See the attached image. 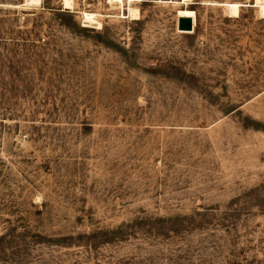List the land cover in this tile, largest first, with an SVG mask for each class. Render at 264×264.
Returning <instances> with one entry per match:
<instances>
[{"label": "rangeland", "instance_id": "1", "mask_svg": "<svg viewBox=\"0 0 264 264\" xmlns=\"http://www.w3.org/2000/svg\"><path fill=\"white\" fill-rule=\"evenodd\" d=\"M253 1L0 0V264H264Z\"/></svg>", "mask_w": 264, "mask_h": 264}, {"label": "bare ground", "instance_id": "2", "mask_svg": "<svg viewBox=\"0 0 264 264\" xmlns=\"http://www.w3.org/2000/svg\"><path fill=\"white\" fill-rule=\"evenodd\" d=\"M31 3H38L40 0H28ZM109 3L112 4V2L117 1L120 2L121 0H107ZM186 0H181L182 3H184ZM26 2V1H25ZM65 7L67 8H71L72 7V0H63ZM254 5L259 7V10L264 13V2L262 0H254L253 1ZM238 7H239V3L238 2H227L225 3V11H227L229 14L231 15H236L238 13ZM226 12V13H227ZM177 15L179 16H189L192 18V16H194V11L192 9L189 8H179L177 10ZM128 16H130V18H137V10L134 7H128ZM81 17L83 19V22L85 24H94L97 26H100V20L97 17V14H95L94 12L91 11H82L81 12ZM193 22V19H192Z\"/></svg>", "mask_w": 264, "mask_h": 264}, {"label": "water", "instance_id": "3", "mask_svg": "<svg viewBox=\"0 0 264 264\" xmlns=\"http://www.w3.org/2000/svg\"><path fill=\"white\" fill-rule=\"evenodd\" d=\"M176 27L178 30L190 31L193 27L192 18L189 16H179L177 17Z\"/></svg>", "mask_w": 264, "mask_h": 264}]
</instances>
